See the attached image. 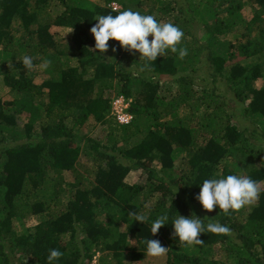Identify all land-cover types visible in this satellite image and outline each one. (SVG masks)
Segmentation results:
<instances>
[{
  "label": "trees",
  "instance_id": "trees-1",
  "mask_svg": "<svg viewBox=\"0 0 264 264\" xmlns=\"http://www.w3.org/2000/svg\"><path fill=\"white\" fill-rule=\"evenodd\" d=\"M102 2L0 0V78L11 98L0 96V264H48L50 249L63 253L53 264H144L150 238L168 248L166 264H264V0ZM127 9L179 26L189 54L147 62L113 52L114 40L95 50V18ZM53 27L71 31L65 45ZM120 97L127 125L112 117ZM91 121L107 127L105 140L84 133ZM134 171L145 184L127 182ZM230 174L260 182L259 199L228 214L204 210L198 184ZM193 213L230 232L181 243L172 220Z\"/></svg>",
  "mask_w": 264,
  "mask_h": 264
},
{
  "label": "clouds",
  "instance_id": "clouds-1",
  "mask_svg": "<svg viewBox=\"0 0 264 264\" xmlns=\"http://www.w3.org/2000/svg\"><path fill=\"white\" fill-rule=\"evenodd\" d=\"M95 20L98 22L91 27L90 31L95 39V50L102 53L109 50V41L114 40L119 42V47L113 46V52L123 48L130 53H139L140 59L143 58L147 62L157 61L158 57L164 56L169 50L174 54H178L180 60H183L189 54L186 47H178L182 44L185 35L182 29L171 22L159 21L155 15L142 14L139 11L127 9L116 15L97 16ZM150 36L152 37L151 40H149ZM22 63L28 70L33 68V58L30 56H24ZM112 117H115L113 105ZM198 185H200V192L195 199L199 201L203 209L212 212L218 207L225 214H228L229 210H239L244 206L253 204L259 199L261 191L260 182L237 174H230L221 178L213 176L204 179ZM129 215L135 223L145 224L148 221V217L142 214L133 212ZM206 218L201 219L195 213L189 217L179 214L172 220L173 236L178 237L181 243L198 245L202 243L200 236L205 232L213 234H227L230 232L228 226L220 222H214L211 218H207L208 222L205 223ZM168 220L169 216L165 213L151 222L152 237L163 226L167 225ZM144 243L146 244V254L148 256L160 257L168 251V248L162 246L159 240L150 238L145 240ZM49 253L47 257L48 264H53L54 261L63 256L59 249H50Z\"/></svg>",
  "mask_w": 264,
  "mask_h": 264
},
{
  "label": "rangeland",
  "instance_id": "rangeland-1",
  "mask_svg": "<svg viewBox=\"0 0 264 264\" xmlns=\"http://www.w3.org/2000/svg\"><path fill=\"white\" fill-rule=\"evenodd\" d=\"M93 2H99L102 5H104V3L102 2V0H91ZM144 1V0H143ZM149 1H145L146 5L149 8L153 9V5L148 3ZM113 4H117V3H111L110 5L112 6ZM120 9L121 6L119 4H117ZM253 10L252 9H247L246 10V16H251L253 14ZM153 15H155L157 17V13L154 12ZM165 22V21H164ZM193 25L197 27V23L193 22ZM196 33L197 35H199L200 37H202L203 33H204V29L203 26L200 25V28L197 27L196 28ZM194 29H191V31H193ZM52 33L55 35V38L58 40V42H60L61 44L65 45L66 42L68 40H70V35L69 33L71 32L69 29H62V28H57V27H53L51 29ZM243 32V30H241V33ZM251 37L253 40L258 41L260 39V33L257 30H253ZM152 37H149V40H151ZM187 40H190L189 37H187ZM240 42H245L246 39L242 40V38L239 40ZM263 58H261L262 60ZM259 60V61H261ZM256 61V59L252 58V59H248L245 61H242L243 65H249V64H253L252 62ZM47 77L43 74H40V76L36 79V83L37 84H42L44 82V80ZM4 83L2 82V79L0 78V96L1 98H3L4 101H9L11 100L10 95H7L8 93V89L4 88ZM114 98V97H113ZM46 100V99H45ZM19 124L21 125V127H23V119L18 120ZM249 125V124H248ZM85 134H88L90 137L94 138V139H99V140H105L106 136L108 134V130L107 127L101 124H96L94 121H91V123L89 124V126L87 127L86 131H84ZM146 175L139 171V172H132L130 174V176L127 179V182L129 184H145L146 182ZM26 225L27 227H34L37 224V220L36 218H27L26 219ZM221 255V254H220ZM101 256H99L100 258ZM97 262H95L96 264ZM143 263L144 264H166V254L160 257H152V256H148L147 254H145L144 259H143Z\"/></svg>",
  "mask_w": 264,
  "mask_h": 264
},
{
  "label": "built area",
  "instance_id": "built-area-1",
  "mask_svg": "<svg viewBox=\"0 0 264 264\" xmlns=\"http://www.w3.org/2000/svg\"><path fill=\"white\" fill-rule=\"evenodd\" d=\"M113 10H120V7L117 4H113ZM129 103L126 102L124 97L115 99L113 103V112L118 122L121 125H127L132 121V116L128 113Z\"/></svg>",
  "mask_w": 264,
  "mask_h": 264
}]
</instances>
